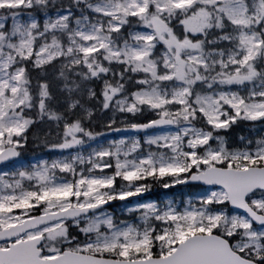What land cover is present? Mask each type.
Segmentation results:
<instances>
[{
    "label": "snow or ice",
    "instance_id": "snow-or-ice-1",
    "mask_svg": "<svg viewBox=\"0 0 264 264\" xmlns=\"http://www.w3.org/2000/svg\"><path fill=\"white\" fill-rule=\"evenodd\" d=\"M0 264H264V0H0Z\"/></svg>",
    "mask_w": 264,
    "mask_h": 264
},
{
    "label": "trees",
    "instance_id": "trees-1",
    "mask_svg": "<svg viewBox=\"0 0 264 264\" xmlns=\"http://www.w3.org/2000/svg\"><path fill=\"white\" fill-rule=\"evenodd\" d=\"M97 119H98V120H99V119H103V114H102V113H98V114H97ZM153 191H154V193H159V192H161V191H163V190H161V189H154Z\"/></svg>",
    "mask_w": 264,
    "mask_h": 264
}]
</instances>
